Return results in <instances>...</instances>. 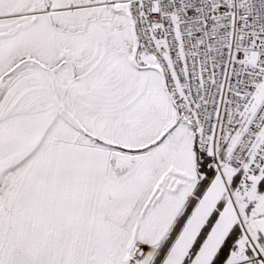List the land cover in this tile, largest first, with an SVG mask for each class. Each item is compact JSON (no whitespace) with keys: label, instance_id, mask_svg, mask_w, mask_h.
<instances>
[{"label":"snow or ice","instance_id":"6c2138e0","mask_svg":"<svg viewBox=\"0 0 264 264\" xmlns=\"http://www.w3.org/2000/svg\"><path fill=\"white\" fill-rule=\"evenodd\" d=\"M0 264H264V0H0Z\"/></svg>","mask_w":264,"mask_h":264}]
</instances>
